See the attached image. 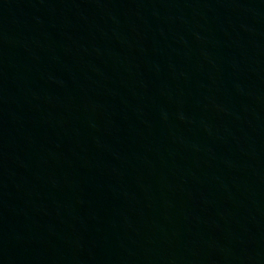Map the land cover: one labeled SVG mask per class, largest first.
I'll list each match as a JSON object with an SVG mask.
<instances>
[{
	"label": "water",
	"instance_id": "95a60500",
	"mask_svg": "<svg viewBox=\"0 0 264 264\" xmlns=\"http://www.w3.org/2000/svg\"><path fill=\"white\" fill-rule=\"evenodd\" d=\"M0 264H264V0H0Z\"/></svg>",
	"mask_w": 264,
	"mask_h": 264
}]
</instances>
